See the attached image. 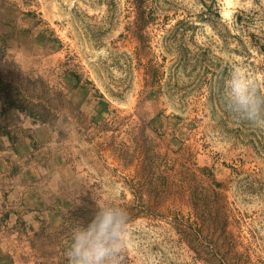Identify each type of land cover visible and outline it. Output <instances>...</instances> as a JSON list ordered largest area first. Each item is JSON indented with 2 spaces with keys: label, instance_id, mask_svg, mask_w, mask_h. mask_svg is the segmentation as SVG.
Segmentation results:
<instances>
[{
  "label": "rangeland",
  "instance_id": "374dc122",
  "mask_svg": "<svg viewBox=\"0 0 264 264\" xmlns=\"http://www.w3.org/2000/svg\"><path fill=\"white\" fill-rule=\"evenodd\" d=\"M0 0V264H264V0Z\"/></svg>",
  "mask_w": 264,
  "mask_h": 264
},
{
  "label": "clouds",
  "instance_id": "9594fccd",
  "mask_svg": "<svg viewBox=\"0 0 264 264\" xmlns=\"http://www.w3.org/2000/svg\"><path fill=\"white\" fill-rule=\"evenodd\" d=\"M230 98L237 111L243 112L253 124L264 123L260 116L262 101L256 96L254 83L246 79L240 69H235L230 82ZM124 209L105 211L98 228L90 227L75 238L71 255L74 264H105L106 258L121 251V227L129 218Z\"/></svg>",
  "mask_w": 264,
  "mask_h": 264
},
{
  "label": "trees",
  "instance_id": "16d2710c",
  "mask_svg": "<svg viewBox=\"0 0 264 264\" xmlns=\"http://www.w3.org/2000/svg\"><path fill=\"white\" fill-rule=\"evenodd\" d=\"M138 4H140V5H146L145 4V0H140L138 2ZM254 43H255L256 46H258L259 51L262 54H264V38L263 37L262 38L259 37V41L258 40H254Z\"/></svg>",
  "mask_w": 264,
  "mask_h": 264
}]
</instances>
